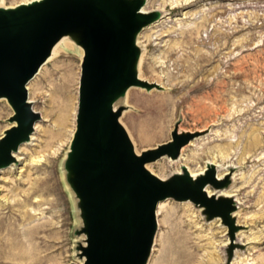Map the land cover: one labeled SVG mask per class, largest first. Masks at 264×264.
<instances>
[{"label":"rangeland","instance_id":"obj_1","mask_svg":"<svg viewBox=\"0 0 264 264\" xmlns=\"http://www.w3.org/2000/svg\"><path fill=\"white\" fill-rule=\"evenodd\" d=\"M146 3L159 16L137 37L138 74L159 87L132 85L114 106L138 152L170 138L175 124L203 132L177 158L147 164L162 177L181 166L194 174L211 164L216 176L230 172L227 186L210 190L236 198L233 240L240 244L228 259L221 217L207 219L193 201L166 198L146 264H264V0ZM82 55L76 42L62 45L27 84L40 118L15 160L0 168V264L82 263L85 235L65 168L75 125L62 129L57 103L69 78L78 94ZM11 113L0 97V135Z\"/></svg>","mask_w":264,"mask_h":264},{"label":"water","instance_id":"obj_2","mask_svg":"<svg viewBox=\"0 0 264 264\" xmlns=\"http://www.w3.org/2000/svg\"><path fill=\"white\" fill-rule=\"evenodd\" d=\"M144 0H32L0 6V97L12 107L9 126L0 135V168L15 160L18 146L30 138L40 113L27 84L55 42L69 34L83 48L76 127L65 160L67 180L81 217V264H146L157 230L158 202L191 200L207 219L221 217L231 244L239 243L232 196L208 194L206 185L227 186L230 172L216 176L214 165L192 176L185 166L162 177L146 164L172 159L201 131H180L139 152L120 121L116 99L132 85L159 87L137 74V33L159 16L141 10Z\"/></svg>","mask_w":264,"mask_h":264},{"label":"bare ground","instance_id":"obj_3","mask_svg":"<svg viewBox=\"0 0 264 264\" xmlns=\"http://www.w3.org/2000/svg\"><path fill=\"white\" fill-rule=\"evenodd\" d=\"M32 0H17V2H14L16 3L15 5L17 4H20V3H28ZM148 1V0H147ZM146 0H144V4L141 6V10L145 11V12H150L151 10H147L146 8ZM13 4V3H12ZM0 6H7L6 4V1L5 0H0ZM13 6V5H11ZM174 6V5H173ZM158 18V17H157ZM151 23V22H150ZM148 25V24H147ZM139 35V32L137 33V36H136V41H137V37ZM71 38V40L69 39ZM74 41V39H72V37L69 35V34H64L62 35L56 42L55 44L53 45L52 49H51V52L50 54L47 56V58L45 59V61L40 65L38 71L40 70V68L43 66V64H45V62H47L51 57H53L57 52L58 50L62 47V45L66 44V43H70ZM75 42V41H74ZM141 53V51H140ZM142 54V53H141ZM142 61V55H139L137 61H136V69H137V74L139 72V67H140V63ZM36 74V73H35ZM138 76H140V74H138ZM141 77V76H140ZM78 83H79V80H78ZM77 83V84H78ZM76 84V85H77ZM74 79L73 77L72 78H69L63 85H62V90H61V93H60V96L58 97V111H59V116H60V123H61V126H62V129H66L65 127L71 123V126L73 129L74 128V125L76 127V113H77V104H78V94L77 92L75 91L74 89ZM28 87V85H27ZM2 97V96H1ZM29 99H30V96H29ZM31 100V99H30ZM128 131V130H127ZM131 140H132V136L130 135V133L128 132ZM33 135V134H32ZM67 136V135H66ZM148 136V135H146ZM33 136H31L32 138ZM68 137V136H67ZM151 138H148V139H145L144 138V141H148L150 140ZM143 140V139H142ZM133 144H134V141L132 140ZM26 142H24L23 144H25ZM256 145L253 144V146ZM134 147L136 149V151H138V148L137 146L134 144ZM19 149H21V146L19 147ZM16 155L18 156V153L16 152ZM215 161V160H214ZM211 164V162H209ZM216 163V162H214ZM149 164V163H148ZM148 164H146V166L150 169V167L148 166ZM208 166V165H207ZM188 169V168H187ZM152 171V169H150ZM219 170V169H217ZM181 171V170H180ZM179 171V172H180ZM225 172V171H224ZM192 176H196L198 174H194L192 171L190 172ZM226 174V172H225ZM217 177L218 178H222L223 175H220V174H217ZM234 187V186H233ZM206 190L208 192V194H214V195H227V196H231V194L226 190L224 189H218L217 191H213V190H210L211 186L210 185H206ZM233 190V189H232ZM233 195V193H232ZM236 199V198H235ZM234 199V200H235ZM163 205V200L159 201L158 202V206H157V210H158V207L159 209L161 208V206ZM157 210H156V214H157ZM159 211V210H158ZM154 245V244H153Z\"/></svg>","mask_w":264,"mask_h":264}]
</instances>
